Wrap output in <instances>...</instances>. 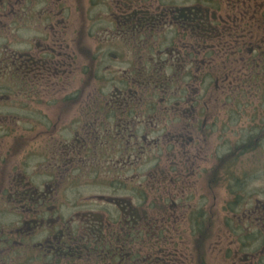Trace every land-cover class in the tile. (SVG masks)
<instances>
[{"label": "flooded vegetation", "instance_id": "af4514ba", "mask_svg": "<svg viewBox=\"0 0 264 264\" xmlns=\"http://www.w3.org/2000/svg\"><path fill=\"white\" fill-rule=\"evenodd\" d=\"M263 145L264 0H0V264H264Z\"/></svg>", "mask_w": 264, "mask_h": 264}, {"label": "rangeland", "instance_id": "374dc122", "mask_svg": "<svg viewBox=\"0 0 264 264\" xmlns=\"http://www.w3.org/2000/svg\"><path fill=\"white\" fill-rule=\"evenodd\" d=\"M92 99H93V97H92ZM26 103H27L28 107H31L32 106V99L29 97L27 99ZM95 106L96 105L93 104L91 106V110H94ZM220 108L221 107H219V110L217 109V111H218V115L222 116L227 111V108L224 107L221 110H220ZM79 109H80L79 104L75 105V107H74L75 112L78 111ZM252 112H253L252 108H250V107L247 108L246 114L244 116L241 115V117L239 118L238 124H237V122H235V124H232L230 120H227V123H222V124L220 123L218 132L220 133V131H221L220 135L224 136V138L219 136V140L224 141V142H233V141L239 139L245 133V130H239V127L241 126L242 128H247V125H249V122H247V121L250 120V122L251 121L253 122V119L251 117ZM218 118H219V116H218ZM256 120H259V119L256 118ZM160 149H162V146L160 147ZM257 152L260 153L259 154L260 160H255L253 158L252 152L249 153L248 157H246L242 162V172H245L248 174V176L253 177L251 180L255 179L254 184L256 186H254V188L256 189L257 192H259V191H262L264 189V179H263V176L261 175V173L264 172V145L262 146V148L258 149ZM163 156L164 155L160 153L159 158H162ZM155 157H157V155ZM254 181H252V182H254ZM66 193H72V192L67 191ZM219 202H221V200Z\"/></svg>", "mask_w": 264, "mask_h": 264}]
</instances>
